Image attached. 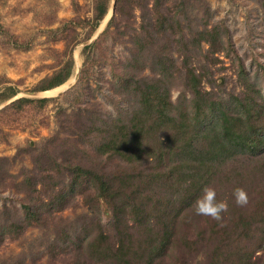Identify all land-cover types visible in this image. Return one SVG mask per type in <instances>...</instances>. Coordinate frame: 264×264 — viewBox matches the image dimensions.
Masks as SVG:
<instances>
[{
	"label": "trees",
	"instance_id": "16d2710c",
	"mask_svg": "<svg viewBox=\"0 0 264 264\" xmlns=\"http://www.w3.org/2000/svg\"><path fill=\"white\" fill-rule=\"evenodd\" d=\"M125 1L127 5L135 1L139 8L147 2L116 0V4L122 6ZM151 1L154 18L144 23L142 16L135 36L136 51L121 70L113 72V89L127 96L128 107L116 106L115 116L101 122L99 118H88L85 109L65 116L66 127H73L69 131L75 128L80 136L90 134L85 141L99 156L108 157V166L115 156L121 164L106 172L103 167L95 168L96 162L89 165L50 158L49 167L59 170V179L66 172L67 183L58 192L47 194L36 187L34 175H27L20 183L24 185L20 206L0 208V243L8 235H19L27 226L41 225L54 210H61L73 193L82 195L95 214V221H91L94 226L90 222L81 226L85 230L82 235L73 232L69 239L62 229L63 235L57 233L56 240L71 244L76 250V258L81 260H75V264H85V260L161 264L168 257L176 264H185L204 245L211 246L212 264H256L253 256L260 248L264 250V182L258 201H251L252 208L241 209L234 218L222 213L220 221L208 217L205 225L193 233L184 227L206 187L218 184L223 189L242 176L236 165L255 163V167L261 160L262 165L252 175L264 172V63L249 67L238 58L236 78L240 90L216 89L205 60L212 58L215 62L214 54L224 50L218 26L208 29L204 24L201 29L186 32L184 23L188 26L191 17L197 15L192 0H171L172 7L167 4L170 0ZM108 4L109 0H95L92 30L105 16ZM68 23L47 30L48 35L59 33L53 38L65 40ZM74 41L75 34L65 40L66 48ZM13 43L15 47L19 45L17 40ZM203 43L208 44L206 54L210 58H201ZM87 49L89 46H84L83 52ZM147 52L151 54L146 55ZM89 60L87 55L79 86L73 89L76 95L81 94L88 79ZM147 63L151 76L135 73ZM71 71V60H63L58 70L38 82L33 91L58 87ZM204 82L209 89L204 88ZM3 90L0 100L18 92L14 86ZM173 90L177 91L174 97ZM49 100L18 97L9 106L16 111L28 106L42 108ZM3 113L5 110H0V116ZM7 136L0 126V142L6 141ZM5 164L6 159L0 158V174L9 176ZM4 181L3 175L0 185ZM83 187L86 193H92L77 194ZM221 198L218 194L217 200ZM101 208L108 213L105 224L98 217Z\"/></svg>",
	"mask_w": 264,
	"mask_h": 264
},
{
	"label": "rangeland",
	"instance_id": "374dc122",
	"mask_svg": "<svg viewBox=\"0 0 264 264\" xmlns=\"http://www.w3.org/2000/svg\"><path fill=\"white\" fill-rule=\"evenodd\" d=\"M112 1L109 0L105 16L92 30L95 0H0V92H4L3 88L6 86H14L18 90L14 96L0 100V110H5L0 116V126L8 135L6 141L0 142V158L6 159L5 167L9 172V176L0 174V180L3 175L5 177L3 185H0V208L20 206V200L24 197L21 191L24 185L20 183L27 175H34L36 187L47 194L61 190L65 182L67 183L68 175L63 172L59 179V170L48 165L52 157L58 161L78 160L89 165L96 162L95 168L103 167L106 172L113 171L114 166L118 168L121 164V160L115 156L108 166V157L99 156L94 148L92 151V145L85 141V136L89 137L90 134L84 133L80 136L75 128L74 131H69L73 127H66L65 117L77 109H85L88 118L95 121L99 118L101 122L103 119L108 120L110 115L115 116L116 106L128 107L125 102L127 96L113 89V72L121 70L123 64L136 51L135 36L140 31L142 16L145 23L148 18L152 21L154 13L150 10L151 0H147L145 6L140 8L135 1H129L131 5H127L125 1L122 7L115 0L114 10L111 11ZM192 3L195 4L197 15L191 17L188 26L184 23V30L189 32L190 29H201L204 24L208 29L218 26L220 45L224 50L214 54L217 58L215 62H212V58L210 61L205 60L211 73L208 75L214 81L216 89L238 92L240 85L236 78L237 59H241L249 67L251 64L255 67L258 62L264 63L262 0H192ZM167 4L171 7L174 5L171 0ZM69 21L71 22L68 23ZM67 23L64 33L68 38L65 40H69L74 34L77 40L70 43L68 48L65 40L53 38L59 33L51 36L47 33V30ZM15 40L19 42L17 47L13 43ZM84 46H89L90 49L83 52ZM207 47L208 44H201L203 59L206 56L211 57L206 54ZM87 55L90 59L88 64L91 65L88 79L83 83L81 94L76 95L73 89L79 86V76ZM198 57L194 56L196 62ZM63 60H71V74L63 85L58 86L60 88L57 91L47 90L45 96L50 100L44 107L26 106L27 109L16 111L9 106L16 99L15 96L44 98L28 93L38 92L33 91V88L58 70ZM135 73L139 76H151L149 63L142 71ZM204 88L209 89V84L204 82ZM176 94L177 91L173 90L172 96ZM3 121L7 124L3 125ZM91 156L92 159H89ZM260 162L261 160L255 167H252L255 163L250 166L236 165L238 172L242 174L240 178L223 189L218 184L213 187L217 195H222L221 201L228 205L224 214L234 218L241 209L252 208V200L258 201V196L262 193L260 187L263 188L264 172L260 175L252 173L254 170L257 172V167L262 165ZM237 188L246 191L249 197L247 205H237L234 195ZM76 193L88 195L92 190L86 193L83 187ZM68 197L62 209L54 210L45 217L46 220L41 225L27 226L16 236L8 235L0 243V264H75L78 259L76 250L71 244L68 246L56 240L57 233L62 234V229L64 236L69 239L73 232L82 235L85 230L81 226H88V222L94 226L91 221H95V214L89 209L82 195L70 193ZM192 211L189 213L187 226L184 227L191 233L204 226L208 220L206 216L197 215L195 208ZM98 217L102 224L109 218L102 208ZM210 249V245L199 247L185 264H212ZM253 260L256 264H264L262 248L256 251ZM84 262L114 264L94 263L89 260ZM161 264L176 263L172 257H168ZM219 264L226 263L223 261Z\"/></svg>",
	"mask_w": 264,
	"mask_h": 264
},
{
	"label": "clouds",
	"instance_id": "9594fccd",
	"mask_svg": "<svg viewBox=\"0 0 264 264\" xmlns=\"http://www.w3.org/2000/svg\"><path fill=\"white\" fill-rule=\"evenodd\" d=\"M237 205L244 206L249 202V197L243 188H237L234 192ZM228 205L225 201L217 200V193L214 188L206 187L203 194L195 202V212L197 215L210 217L220 221L222 213L226 212Z\"/></svg>",
	"mask_w": 264,
	"mask_h": 264
},
{
	"label": "water",
	"instance_id": "95a60500",
	"mask_svg": "<svg viewBox=\"0 0 264 264\" xmlns=\"http://www.w3.org/2000/svg\"><path fill=\"white\" fill-rule=\"evenodd\" d=\"M114 5H115V0H113L112 1V8H111V11H113L114 10ZM47 90H44V91H38V92H33V93H28V94H32V95H40V96H43V97H47V96H45V92H46ZM14 98H18V96H15Z\"/></svg>",
	"mask_w": 264,
	"mask_h": 264
},
{
	"label": "bare ground",
	"instance_id": "6f19581e",
	"mask_svg": "<svg viewBox=\"0 0 264 264\" xmlns=\"http://www.w3.org/2000/svg\"><path fill=\"white\" fill-rule=\"evenodd\" d=\"M62 85H63V84H62ZM62 87H63V86H62ZM59 88H60V87H57V88H55V89H52V91H53V90L57 91ZM46 92H47V91H46ZM46 92H45V93H46ZM48 92H49V91H48Z\"/></svg>",
	"mask_w": 264,
	"mask_h": 264
}]
</instances>
